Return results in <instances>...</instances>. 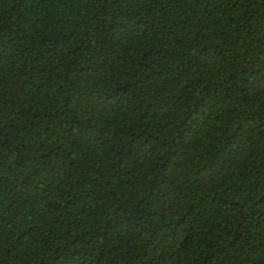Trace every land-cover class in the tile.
I'll use <instances>...</instances> for the list:
<instances>
[{"label":"trees","instance_id":"trees-1","mask_svg":"<svg viewBox=\"0 0 264 264\" xmlns=\"http://www.w3.org/2000/svg\"><path fill=\"white\" fill-rule=\"evenodd\" d=\"M0 264H264V0H0Z\"/></svg>","mask_w":264,"mask_h":264}]
</instances>
